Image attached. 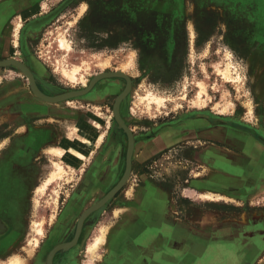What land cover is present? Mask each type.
Wrapping results in <instances>:
<instances>
[{"label": "rangeland", "instance_id": "1", "mask_svg": "<svg viewBox=\"0 0 264 264\" xmlns=\"http://www.w3.org/2000/svg\"><path fill=\"white\" fill-rule=\"evenodd\" d=\"M17 1L23 4L22 11L18 9L10 21L15 57L35 60L53 72L54 83L67 91L64 94L83 90L101 73L122 72L132 79V89L120 104V113L137 137L148 140L153 134L151 131L159 124H177L182 113L192 112L208 116L216 127L230 126L242 131L251 137L253 146L264 148V81L259 75L256 76L259 69L254 63L255 58L264 56V42L261 43L259 37L262 28L264 31V0ZM26 9L33 11H27L26 14ZM25 36L31 53H25L19 47L21 37ZM61 39L67 42V48L61 47ZM5 66L10 67L9 64ZM228 66L231 76L224 79L218 70L225 72ZM98 83L107 85V88L116 84L118 88L110 90L112 93L101 88L97 97L99 101L95 102H84L80 96L64 100L63 104H52H55L56 109L59 108L60 116L62 113L65 119L69 118L64 124L68 141L64 147L73 144L80 135L78 126L98 127L99 133L103 135L100 146L85 164L79 163L72 167L64 163L53 152L54 149H47L43 160L47 166L30 195L21 243L13 245L0 256V264H8L15 254L30 259L25 241L31 234L38 239L35 250L43 254L45 246L52 247L72 235L75 228L77 231L83 212L114 189L102 177L104 175L106 178L111 168L102 171L100 177L95 173L96 166L92 168L96 157L100 156L114 136L118 142L115 153L119 173L125 175L129 138L115 119L114 105L123 92L122 86H127V81L114 77L102 79ZM199 84L206 88L201 98ZM150 95L160 97L164 104L148 106V102L141 101L142 97ZM200 101L205 104L199 106L197 103ZM226 104L228 107H224ZM61 108H65L64 111ZM5 120L8 121L7 128L11 125L15 128L11 118H0V139L10 137L0 146V153L5 151L2 148L7 146L9 140L20 135L14 133L13 127L11 132H3ZM208 145L226 148L225 144L218 141L198 139L194 143L175 145L143 164L133 158L132 173L123 188L85 220L87 231L81 250V264L101 263L96 259L98 255H105V245L96 251V259L91 258L87 247L101 235L104 228L110 229L118 218L124 216L127 207L132 204L134 189L144 186L146 182H153L168 192L175 201L173 208L177 209L176 217L184 221L193 216L195 219L205 218L207 210L213 211L207 208L208 201L228 202L194 199L190 194V179L203 177L196 174L201 173L202 169L196 165L195 153ZM52 147L63 146L56 144ZM109 153L113 151L109 150ZM55 164H62L65 173L62 178L45 187L56 169ZM257 175L256 172L252 175L250 185L245 184L244 179L241 183L244 182V187L236 186L231 191L243 195L241 197L260 191L262 186H257L264 182L258 183ZM96 176L99 177L97 180ZM204 198H208L206 194ZM241 201L239 203L244 204ZM233 202L229 203L236 204ZM252 204L260 208L264 206V201H249L244 205L247 208H215L214 211H230L228 215L237 217V220L239 213L245 211L241 220L243 224L249 223V226L254 223L255 219L252 218L258 209ZM116 208H125L126 211L118 217L114 214ZM247 212L250 213L249 218ZM214 216L210 214L209 218L220 226L221 219H214ZM63 223L64 232L69 226V235L59 233L54 238L52 234ZM39 229L42 231L40 234ZM160 234H166L165 227L161 231L148 230L143 237L145 248L142 256L149 264L152 260L163 262L164 253H155L148 246L149 240H156ZM51 236L54 239L52 242ZM218 247L214 245L213 248L217 250ZM222 249H227V254L235 258V264H238L235 246H224ZM69 251L62 249L59 252Z\"/></svg>", "mask_w": 264, "mask_h": 264}, {"label": "crops", "instance_id": "2", "mask_svg": "<svg viewBox=\"0 0 264 264\" xmlns=\"http://www.w3.org/2000/svg\"><path fill=\"white\" fill-rule=\"evenodd\" d=\"M254 63L259 69L256 76L259 75L264 81V56L255 58ZM86 95L90 97L89 93ZM213 124L208 116L182 113L174 126L159 124L151 131L153 134L148 140L141 139L135 145L133 158L143 164L175 145L194 143L198 139L223 143L226 148L208 145L196 151L195 162L202 169L201 173L196 174L203 177L190 179V194L194 199H206L205 201L224 200L204 198L208 193L226 196L236 204H230L232 202L229 201H208L207 208H212L213 211L207 210L206 217H201L202 221L194 216L184 221L176 217L177 209L173 208L175 201L168 192L153 182H146L144 186L134 189L132 204L127 207V212L110 227L107 242L102 245L107 250L105 255H98V259L91 256L92 259L100 260V264H149L142 256L145 248L143 237L148 230L161 231L165 227L166 234H160L156 240H149L148 244L153 252L164 253L163 262L152 260L151 264H235V258L227 254V249H222L231 245L236 247L238 264H264V206L259 208L252 204L258 209L252 218L255 219L254 223L249 226V223L243 224L241 220L245 211L239 213V220L229 216L230 211H214L215 208H247L244 205L249 201H264V183H259L264 182V148L253 146L251 137L242 131L230 126L216 127ZM258 153L261 155L256 156ZM255 172L258 173L257 187L262 186L260 191L244 197L231 191L236 186L241 188L247 183L250 185ZM244 179L245 184H241ZM124 211L126 209H122ZM210 214L216 216L214 219H221L220 226L214 224L216 221L209 218ZM247 214L249 218L250 213ZM94 240L91 244L96 242ZM214 245H218L219 249H214Z\"/></svg>", "mask_w": 264, "mask_h": 264}, {"label": "flooded vegetation", "instance_id": "3", "mask_svg": "<svg viewBox=\"0 0 264 264\" xmlns=\"http://www.w3.org/2000/svg\"><path fill=\"white\" fill-rule=\"evenodd\" d=\"M22 8L23 4L20 1L0 0V62L6 60L18 62L8 63L10 65L9 68L5 65L0 66V118H11V121L15 123V128L12 125L7 128L8 121L5 120L4 127L2 128L3 132H11L14 128V133L20 134L18 138L9 140L8 144H6L7 146L2 148L5 151L0 153V256L7 253L13 245L18 246L21 243L25 229L24 218L29 208L30 195L36 188V182L47 166L43 162L46 158L47 149H55L52 146L56 144L63 147L68 144L64 124L69 118L65 119L62 113H60V116L59 108L56 109L55 104L46 102L37 94L41 93L47 97H54L67 91L61 89L59 86L57 87L53 80V72L39 65L37 61L32 59L20 60L15 57L16 53L12 45L10 21L14 18L15 12L18 9L22 11ZM27 11L33 10L26 9V14ZM259 37L260 42H264V31L260 32ZM19 47L25 53L30 51L27 36L21 37ZM12 54L13 56H11ZM28 71L33 77L34 87L31 84ZM102 85L97 82V85L89 92L88 96L90 97H87V95L86 97L85 95L80 97L83 99L82 101H99L97 97L101 88L109 91L118 88L116 84L114 86L111 84L110 88H107V85ZM125 87L126 85L122 86V91ZM60 103L63 104L65 102ZM56 106L60 107L59 105ZM64 109L61 108L60 110L64 111ZM134 136L136 140L135 145L142 141L141 137H137L135 134ZM7 138L10 137L5 136L3 139H0V146L8 140ZM117 143L116 136L110 139L92 165V168L96 166L94 170L95 173H98L99 177L102 175V171L106 172L108 168H111L110 173L106 174V178L104 175L102 176L104 177L103 179L111 183V187H115L124 175V173L122 175L121 172L119 173V162L116 158L117 152L115 153V150L118 148ZM109 150H112L113 153L110 154ZM133 161L132 159V167ZM99 177L96 176L95 180ZM72 207L70 208L72 209ZM121 209L125 210V208ZM67 214H69V211ZM85 225L86 222L75 246L69 248L70 251L67 253L58 251L53 257L52 264H81V250L87 231ZM64 229L63 223L61 226H58L52 236L55 238L59 233L69 235V226L65 232ZM76 233L75 228L72 235H69L67 239L60 241L52 247L45 246L43 254H39L38 250H36V254L28 260V263L30 261L29 264H48L52 250L61 244L72 242L76 237ZM52 236L51 242L54 240Z\"/></svg>", "mask_w": 264, "mask_h": 264}, {"label": "bare ground", "instance_id": "4", "mask_svg": "<svg viewBox=\"0 0 264 264\" xmlns=\"http://www.w3.org/2000/svg\"><path fill=\"white\" fill-rule=\"evenodd\" d=\"M60 44L62 48H67V42L64 39L60 40ZM230 66L227 67L225 72H220L223 76L224 79H228L230 75ZM70 77L75 78L74 75L68 74ZM231 76V75H230ZM86 85V84H85ZM201 88V92L199 94V97L201 98L202 94L206 91V88L203 84H199ZM163 98V97H162ZM142 102H148V106H151L152 104H156L157 106H161L164 104L163 100L160 97L150 95L147 98L142 97L141 98ZM202 101V100H201ZM198 102L197 104L199 106H202L204 103ZM218 107V106H217ZM228 107V104L226 106ZM227 108H225L226 110ZM77 130L80 131V135L76 138L75 142L71 144L68 147H60V148H55L53 150L54 153H56L60 159L66 163L69 167H72L73 165L79 164V163H84L90 160L91 156L93 153L98 149V147L101 144V141L103 140V135L99 133L98 127L96 126H78ZM55 154V155H56ZM55 171L49 178L47 184L45 187L49 184H51L53 181H56L59 178H62V176L65 173V170L62 166V164H55ZM44 186V185H43ZM206 196L209 199L215 198V197H220L226 201L233 202L232 199H229L226 196H220V195H215L212 193L206 194ZM116 215H118L120 212H122V209H116L114 211ZM109 228H106L102 230V234L100 236H97L95 243L91 244L88 246L87 251L91 256H96V251L101 247L103 244L107 242ZM42 231L39 229L38 233L40 234ZM36 233V232H35ZM38 244V239H35L34 235L31 234L29 238L25 241V247L28 250V254L30 258H33L35 255V248ZM63 249H68V248H63ZM28 258H21L17 254H15L13 257H11L10 261L8 264H28Z\"/></svg>", "mask_w": 264, "mask_h": 264}, {"label": "water", "instance_id": "5", "mask_svg": "<svg viewBox=\"0 0 264 264\" xmlns=\"http://www.w3.org/2000/svg\"><path fill=\"white\" fill-rule=\"evenodd\" d=\"M8 63H18L17 61L14 60H6V61H2L0 62V66L2 65H6ZM23 67L25 68V66L23 65ZM26 69V68H25ZM28 76L31 80V84L34 87V81H33V77L30 74V72L28 71ZM114 77H120V78H124L127 81V86L126 88L123 90V92L117 97L115 105H114V115H115V119L117 121V123L119 124L120 128H122L128 135L129 138V144H128V151H127V157H126V162H127V168H126V172L125 175L123 176V178L120 180V182L117 184V186L114 187V189L101 201H99L97 204L93 205L91 208H89L87 211H85L82 216L79 219V223H78V229H77V233H76V237L75 239L67 244H61L59 246H57L56 248H54L52 250V252L50 253L49 256V260H48V264H52L53 261V257L54 255L62 250L63 248H72L73 246H75V244L77 243L79 236L82 232V228L84 226L85 220L86 218L92 213L95 212L99 209H101L107 202H109L122 188L123 186L126 184V182L129 180L130 175L132 173V159H133V155H134V149H135V136L133 131L128 127V125L126 124V122L124 121V119L121 116L120 113V104L122 103V101L128 96V94L130 93L131 89H132V79L126 75L125 73L122 72H106V73H101L99 75H97L95 78H93V80L90 82L89 86L81 91H77V92H71L68 94H63V95H59V96H54V97H47L44 96L41 93H37L38 96L42 99H44L46 102H50V103H60L64 100L70 99V98H75V97H80V96H84L86 94H88L93 87L97 84V82H99L102 79H106V78H114Z\"/></svg>", "mask_w": 264, "mask_h": 264}]
</instances>
